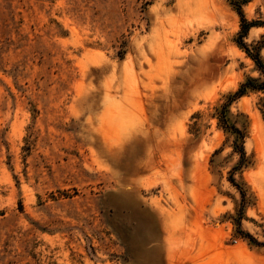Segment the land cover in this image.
I'll list each match as a JSON object with an SVG mask.
<instances>
[{"label": "rangeland", "instance_id": "1", "mask_svg": "<svg viewBox=\"0 0 264 264\" xmlns=\"http://www.w3.org/2000/svg\"><path fill=\"white\" fill-rule=\"evenodd\" d=\"M239 24L230 0H0V264H264L237 234L264 242L263 95L229 106L246 166L214 116L260 78Z\"/></svg>", "mask_w": 264, "mask_h": 264}, {"label": "trees", "instance_id": "2", "mask_svg": "<svg viewBox=\"0 0 264 264\" xmlns=\"http://www.w3.org/2000/svg\"><path fill=\"white\" fill-rule=\"evenodd\" d=\"M231 5L233 6L235 12L239 17V33L235 40V43L241 49L245 55L254 63L256 69L260 73V78L254 79L251 77L246 78L238 87V89L230 95L225 97L224 102L218 107L215 108V118L217 120L218 126L226 133L233 135V152L236 153L239 157V162L236 166L239 169L242 166H246L248 164L246 155L243 149V141L245 138V133L242 129L238 128L234 124L230 123L229 119V106L231 103L236 100L246 96L249 93L253 94H261L263 97H260L257 103L258 110L262 116V120L264 122V59L260 55V51L264 48V37H262L261 41H258L252 47H249L245 44L244 39L246 38L248 31L253 27H264V21L251 20L248 21L242 11V5L247 3L249 0H230ZM264 1V0H262ZM152 0H145V5H150ZM170 4L174 2V0H169ZM229 182L232 186L237 188V185L234 182L233 177L229 178ZM239 192H241L239 190ZM242 196L244 194L241 192ZM238 230L237 234L241 237L246 238L250 243L256 246H264V242H258L254 239L250 234L244 233L240 229V220L237 221Z\"/></svg>", "mask_w": 264, "mask_h": 264}]
</instances>
